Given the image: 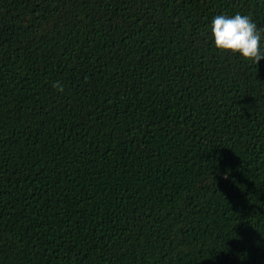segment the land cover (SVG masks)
<instances>
[{
    "label": "trees",
    "instance_id": "obj_1",
    "mask_svg": "<svg viewBox=\"0 0 264 264\" xmlns=\"http://www.w3.org/2000/svg\"><path fill=\"white\" fill-rule=\"evenodd\" d=\"M237 12L264 28V0H0V264H264V58L209 27Z\"/></svg>",
    "mask_w": 264,
    "mask_h": 264
},
{
    "label": "clouds",
    "instance_id": "obj_2",
    "mask_svg": "<svg viewBox=\"0 0 264 264\" xmlns=\"http://www.w3.org/2000/svg\"><path fill=\"white\" fill-rule=\"evenodd\" d=\"M212 42L221 51L238 53L243 58L256 63L264 58V28H261L248 14L221 13L215 15L210 24ZM53 87L64 90L60 81H54Z\"/></svg>",
    "mask_w": 264,
    "mask_h": 264
}]
</instances>
